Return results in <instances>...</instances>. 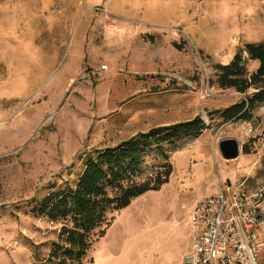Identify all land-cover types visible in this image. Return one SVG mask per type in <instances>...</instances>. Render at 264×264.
<instances>
[{
  "label": "rangeland",
  "instance_id": "374dc122",
  "mask_svg": "<svg viewBox=\"0 0 264 264\" xmlns=\"http://www.w3.org/2000/svg\"><path fill=\"white\" fill-rule=\"evenodd\" d=\"M248 43H264V0H0V264H55L59 226L32 210L75 184L86 154L200 118L198 138L145 157L140 180L172 165L169 183L111 215L82 263L182 264L197 201L264 185V105L251 121L218 113L243 95L216 67ZM229 138L235 160L219 151Z\"/></svg>",
  "mask_w": 264,
  "mask_h": 264
},
{
  "label": "trees",
  "instance_id": "16d2710c",
  "mask_svg": "<svg viewBox=\"0 0 264 264\" xmlns=\"http://www.w3.org/2000/svg\"><path fill=\"white\" fill-rule=\"evenodd\" d=\"M248 56V58H247ZM258 61L250 74L248 61ZM217 83L222 89L234 88L243 97L231 107L219 111L224 123L251 121L253 111L264 105V43H248L227 65H218ZM206 129L200 119L158 127L128 140L95 150L82 158L83 168L74 185L66 183L46 195L32 212L59 226L47 261L55 264H82L93 243L106 234L114 213L131 205L136 198L159 190L169 183L173 173L168 165L164 176L141 181L145 157L154 148H162L184 136L199 137ZM171 144V143H170ZM249 154L248 145L243 148Z\"/></svg>",
  "mask_w": 264,
  "mask_h": 264
},
{
  "label": "built area",
  "instance_id": "2783aa9c",
  "mask_svg": "<svg viewBox=\"0 0 264 264\" xmlns=\"http://www.w3.org/2000/svg\"><path fill=\"white\" fill-rule=\"evenodd\" d=\"M190 240L182 264H260L264 185L220 183L219 192L194 204Z\"/></svg>",
  "mask_w": 264,
  "mask_h": 264
},
{
  "label": "water",
  "instance_id": "95a60500",
  "mask_svg": "<svg viewBox=\"0 0 264 264\" xmlns=\"http://www.w3.org/2000/svg\"><path fill=\"white\" fill-rule=\"evenodd\" d=\"M219 151L226 160H235L240 156L241 146L237 139H223L219 144Z\"/></svg>",
  "mask_w": 264,
  "mask_h": 264
},
{
  "label": "bare ground",
  "instance_id": "6f19581e",
  "mask_svg": "<svg viewBox=\"0 0 264 264\" xmlns=\"http://www.w3.org/2000/svg\"><path fill=\"white\" fill-rule=\"evenodd\" d=\"M103 69H106V68H103Z\"/></svg>",
  "mask_w": 264,
  "mask_h": 264
}]
</instances>
